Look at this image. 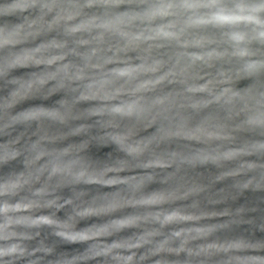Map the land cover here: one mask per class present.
I'll list each match as a JSON object with an SVG mask.
<instances>
[{
    "label": "clouds",
    "instance_id": "clouds-1",
    "mask_svg": "<svg viewBox=\"0 0 264 264\" xmlns=\"http://www.w3.org/2000/svg\"><path fill=\"white\" fill-rule=\"evenodd\" d=\"M0 264H264V0H0Z\"/></svg>",
    "mask_w": 264,
    "mask_h": 264
},
{
    "label": "water",
    "instance_id": "water-1",
    "mask_svg": "<svg viewBox=\"0 0 264 264\" xmlns=\"http://www.w3.org/2000/svg\"><path fill=\"white\" fill-rule=\"evenodd\" d=\"M251 195H252V194H247V196H248L249 198H251ZM239 202H240V203H243V202H244V199L242 198L241 201H239ZM257 235L259 236V235H261V234L257 233Z\"/></svg>",
    "mask_w": 264,
    "mask_h": 264
}]
</instances>
